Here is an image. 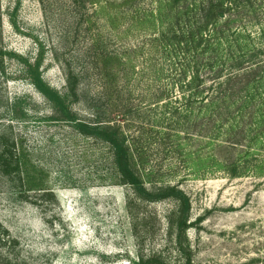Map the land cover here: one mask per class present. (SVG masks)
Listing matches in <instances>:
<instances>
[{"label": "rangeland", "instance_id": "rangeland-1", "mask_svg": "<svg viewBox=\"0 0 264 264\" xmlns=\"http://www.w3.org/2000/svg\"><path fill=\"white\" fill-rule=\"evenodd\" d=\"M142 1L143 8L154 6ZM132 3L88 0L82 8L69 0H0V135L14 144L29 189L22 201L0 177V226L18 240L15 255L29 264H137L140 256L155 264H264V170L258 177L229 175L210 159L218 148L201 137L204 126L164 120L169 107L149 104L150 97L143 104L135 92L146 123L140 114L126 130L146 186L175 185L189 197L178 234L176 202L137 199L113 171L107 146L79 133L76 123L57 120L32 84L38 76L64 94L67 73L79 76L81 96L70 104L77 120L88 123L101 77L122 99L130 84L144 92L157 84L154 54L139 43L141 31L150 29L122 18ZM104 54L110 55L105 64ZM158 79L167 86L165 75ZM194 131L199 135L185 134Z\"/></svg>", "mask_w": 264, "mask_h": 264}, {"label": "trees", "instance_id": "trees-1", "mask_svg": "<svg viewBox=\"0 0 264 264\" xmlns=\"http://www.w3.org/2000/svg\"><path fill=\"white\" fill-rule=\"evenodd\" d=\"M69 1L82 8L88 2ZM132 1L122 18L129 26L146 25L150 29L141 31L139 43L141 48L147 45L146 54H154L151 74L157 84H147L145 92L130 84L133 89L126 90V98L122 99L119 90L107 89L105 81L112 83L101 77L102 92L91 96L96 110L90 123L77 120L70 104V98L81 96L79 76L67 73L64 94L44 85L38 76L32 78V84L52 104L57 120L76 123L79 133L107 146L113 171L137 199L176 202L175 227L180 234L186 226L189 197L175 185L146 186L135 157L134 139L126 130L128 120L140 114L141 123H146L143 110L134 105L132 97L137 92L136 97L143 104L149 97V104H165L172 112H165L164 120L189 118L195 128L204 126L201 137L215 141L213 146L218 148V153L212 150L210 154L212 161L224 166L229 175L251 171L258 177L264 170V0H153L151 9L141 7L142 0ZM109 56L101 55L100 61L107 63ZM161 75H165L167 86L158 79ZM131 81L135 82L130 78L127 83ZM196 132L185 134L189 138L198 136ZM251 148L261 154H250ZM237 149L242 150L240 154ZM230 150L237 153L236 158L224 156ZM0 177L5 184L13 185L18 198L28 201L21 159L14 144L10 146L3 135ZM20 247L18 240L0 226V264H29L15 255ZM12 254L13 260L9 259ZM155 263L153 257L137 258V264Z\"/></svg>", "mask_w": 264, "mask_h": 264}]
</instances>
